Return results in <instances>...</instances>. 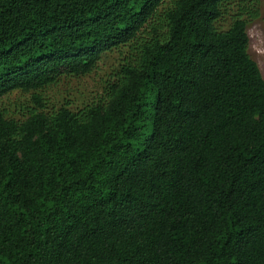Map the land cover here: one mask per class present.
Instances as JSON below:
<instances>
[{"label":"trees","instance_id":"obj_1","mask_svg":"<svg viewBox=\"0 0 264 264\" xmlns=\"http://www.w3.org/2000/svg\"><path fill=\"white\" fill-rule=\"evenodd\" d=\"M258 0H0V264H264ZM123 50H126L123 52ZM123 52L100 101L39 91Z\"/></svg>","mask_w":264,"mask_h":264},{"label":"rangeland","instance_id":"obj_2","mask_svg":"<svg viewBox=\"0 0 264 264\" xmlns=\"http://www.w3.org/2000/svg\"><path fill=\"white\" fill-rule=\"evenodd\" d=\"M239 16L247 20L248 51L251 58L257 62L264 78V0L229 5L218 21L217 27L225 30ZM125 51L123 50L124 53ZM123 52L115 51L106 55L98 67L88 75L63 76L52 86L39 91L45 99L48 110H58L62 106L77 110L100 101L106 96V89L124 60ZM0 104L9 110V115L19 119L26 117L25 106L34 105L32 93L20 91L9 94Z\"/></svg>","mask_w":264,"mask_h":264}]
</instances>
